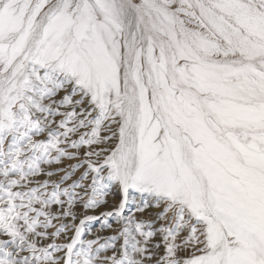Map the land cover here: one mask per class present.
Returning a JSON list of instances; mask_svg holds the SVG:
<instances>
[{
	"label": "snow or ice",
	"instance_id": "6c2138e0",
	"mask_svg": "<svg viewBox=\"0 0 264 264\" xmlns=\"http://www.w3.org/2000/svg\"><path fill=\"white\" fill-rule=\"evenodd\" d=\"M0 264H264V0H0Z\"/></svg>",
	"mask_w": 264,
	"mask_h": 264
},
{
	"label": "rangeland",
	"instance_id": "374dc122",
	"mask_svg": "<svg viewBox=\"0 0 264 264\" xmlns=\"http://www.w3.org/2000/svg\"><path fill=\"white\" fill-rule=\"evenodd\" d=\"M94 227H96V225H94ZM89 238H91V237H89Z\"/></svg>",
	"mask_w": 264,
	"mask_h": 264
}]
</instances>
